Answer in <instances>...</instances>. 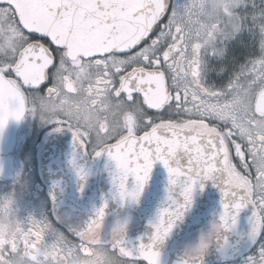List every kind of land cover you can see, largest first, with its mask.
<instances>
[{
    "label": "flooded vegetation",
    "instance_id": "obj_1",
    "mask_svg": "<svg viewBox=\"0 0 264 264\" xmlns=\"http://www.w3.org/2000/svg\"><path fill=\"white\" fill-rule=\"evenodd\" d=\"M34 41L48 47L55 65L38 87H23L28 107L13 152L15 176L0 182V264H148L117 246L140 225L133 213L89 224L78 212L56 209L40 159L57 130L75 133L92 156L152 128L222 139L230 185L254 215L237 251L211 264H264V0H170L164 19L132 52L78 57L26 32L0 4V67L20 85L13 67ZM219 230L208 220L171 241L170 253L209 255Z\"/></svg>",
    "mask_w": 264,
    "mask_h": 264
},
{
    "label": "water",
    "instance_id": "obj_2",
    "mask_svg": "<svg viewBox=\"0 0 264 264\" xmlns=\"http://www.w3.org/2000/svg\"><path fill=\"white\" fill-rule=\"evenodd\" d=\"M70 2L72 0H0V4L14 10L26 32L54 46L62 45L60 48L65 49L69 57L124 53V49L140 46L164 19L170 5V0H116L120 6L115 13L98 22L84 10L74 12L61 6ZM52 61L48 47L42 41H34L20 51L13 67L21 85L6 77L0 67V121H3L0 182L10 181L15 176L13 152L28 107L23 87H38L46 79ZM134 74L135 79L140 75ZM16 113L19 119L15 118ZM157 136L159 139H144V135L130 137L90 156L75 133L69 130L51 133L43 147L40 165L54 207L78 212L89 224L123 210L130 211L140 225L117 246L123 255L148 264L141 255L142 245L147 252L148 245L152 244V250L159 254L158 264H178L179 260V264H211L229 259L242 245L254 211L250 200L230 185L222 139L169 128L157 129ZM166 140L176 142L174 154H169V145L163 142ZM157 148L168 160L169 167L179 170L178 175L170 176L157 159ZM142 150L147 152L152 164L146 180L141 183L137 175L144 176L142 168L135 174L128 171L124 175L113 157L119 152L126 158L127 168L136 169L145 165ZM186 189L189 190L186 192ZM133 191H138L135 198L128 195ZM208 220L220 225L214 237L216 246L209 255L191 260L170 253L171 241ZM157 227L163 238L153 243ZM165 228L168 229L166 235L163 234Z\"/></svg>",
    "mask_w": 264,
    "mask_h": 264
},
{
    "label": "snow or ice",
    "instance_id": "obj_3",
    "mask_svg": "<svg viewBox=\"0 0 264 264\" xmlns=\"http://www.w3.org/2000/svg\"><path fill=\"white\" fill-rule=\"evenodd\" d=\"M61 6L66 7L67 9H70L74 12H78V10H84L85 12L88 13V15H90L91 17H94L98 22H100V21H105L107 17H109L110 15H113L115 13V10L120 5L116 2V0H82V2H77V0H72V2L66 3V4L61 5ZM31 31H34V30H31ZM43 35L45 37H48L47 33H43ZM136 46H138V45H134L133 47L124 49L123 51L132 52L133 48ZM56 47L60 48L63 46L62 45H56ZM54 65H55V58L53 57V64L50 65L49 67L54 66ZM129 75L131 78L135 79L134 73H131ZM124 86H125L124 82H122L121 87L123 88ZM15 118H17V119L20 118L19 113L15 114ZM2 127H3V121H0V128H2ZM143 138L144 139H159V137L157 136V128H152L150 132H146ZM163 142L167 143L169 145V154H174V151L176 148V142L172 141V140H166ZM116 147L119 148L120 145H116ZM141 154L144 155V157H145V165L137 166L136 169H128L126 166L127 165L126 158L124 156H121L119 152H117L113 158L117 161L118 170H122L124 175H126L128 171H132L135 174L139 170H141V168H142V170L144 171V176L141 177V176L137 175V180L142 183L147 178V172L151 168L152 161L150 159H148L147 152H144L142 150ZM157 159H160L161 162L164 164V166L168 169L170 176L179 174L178 169H174V168L169 167L168 160L165 159L164 156L160 154L159 148H157ZM170 183H175V181L170 180ZM120 188H121V195L123 196L124 195L123 176L121 177ZM188 190L189 189H186V192ZM128 195L135 198L136 196H138V191L130 192V193H128ZM236 207L239 208L240 205H236ZM101 214H102V210H101ZM224 219L225 218L222 216L221 220L224 221ZM233 222H235L234 219H233ZM170 226L171 225H169V227ZM225 226H227V225H225ZM167 231H168L167 228L163 229V234L166 235ZM162 238H163V236L160 233V229H159V227H157V232L154 234V237H153V243L157 239H162ZM143 247L144 246L142 245L141 246V248H142L141 255L144 256L149 261V264H158V255L159 254H158V252L152 250V244L148 245V251L147 252L143 251Z\"/></svg>",
    "mask_w": 264,
    "mask_h": 264
},
{
    "label": "rangeland",
    "instance_id": "obj_4",
    "mask_svg": "<svg viewBox=\"0 0 264 264\" xmlns=\"http://www.w3.org/2000/svg\"><path fill=\"white\" fill-rule=\"evenodd\" d=\"M16 48H17V44L16 43L12 44V47H8V51H9L8 54H9V57H10L9 60H8L9 64H11L16 58V53H17Z\"/></svg>",
    "mask_w": 264,
    "mask_h": 264
}]
</instances>
